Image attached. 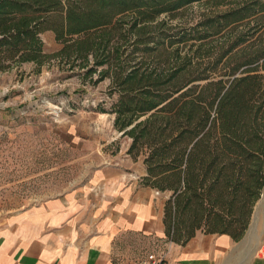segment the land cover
<instances>
[{"label": "trees", "instance_id": "trees-1", "mask_svg": "<svg viewBox=\"0 0 264 264\" xmlns=\"http://www.w3.org/2000/svg\"><path fill=\"white\" fill-rule=\"evenodd\" d=\"M82 1L0 0V71L44 64L51 55L41 34L53 29L72 69L112 76L115 126L132 138L128 153L144 156L142 183L172 193L166 237L185 244L201 230L239 241L264 186V0L238 2L183 29L155 67L128 59L112 38L140 37L157 15L200 0ZM129 10L126 27L119 15Z\"/></svg>", "mask_w": 264, "mask_h": 264}, {"label": "rangeland", "instance_id": "rangeland-1", "mask_svg": "<svg viewBox=\"0 0 264 264\" xmlns=\"http://www.w3.org/2000/svg\"><path fill=\"white\" fill-rule=\"evenodd\" d=\"M245 1H194L146 22L140 37L133 31L125 37L114 36L112 43L125 44L132 61L144 58L151 66H160L170 38ZM134 13L129 10L119 15L126 16L124 26L131 25ZM58 16L51 14L48 24L53 25ZM41 38L45 53L51 55L44 64L26 62L0 71V227L15 213L78 188L100 164L117 158H144L143 154L134 157L128 153L132 138L115 126L113 110L119 92L112 76L101 78L98 72L87 76L85 69H72L68 58L59 53L65 42L57 39L53 29L44 31ZM158 191L166 202L172 194ZM258 204L256 226L245 245L231 253V264H246L250 244L264 242V186L249 224ZM170 243L179 244L151 235L147 252L170 253Z\"/></svg>", "mask_w": 264, "mask_h": 264}, {"label": "crops", "instance_id": "crops-1", "mask_svg": "<svg viewBox=\"0 0 264 264\" xmlns=\"http://www.w3.org/2000/svg\"><path fill=\"white\" fill-rule=\"evenodd\" d=\"M147 175L143 160L113 159L78 188L15 213L0 227V264H137L151 235L166 240V200L142 183ZM243 237L200 232L168 244L169 255L184 264H231ZM247 254L246 264H264V242Z\"/></svg>", "mask_w": 264, "mask_h": 264}, {"label": "built area", "instance_id": "built-area-1", "mask_svg": "<svg viewBox=\"0 0 264 264\" xmlns=\"http://www.w3.org/2000/svg\"><path fill=\"white\" fill-rule=\"evenodd\" d=\"M137 264H184V263L180 260H174V259L172 260L168 250H163L160 252L147 253Z\"/></svg>", "mask_w": 264, "mask_h": 264}, {"label": "water", "instance_id": "water-1", "mask_svg": "<svg viewBox=\"0 0 264 264\" xmlns=\"http://www.w3.org/2000/svg\"><path fill=\"white\" fill-rule=\"evenodd\" d=\"M258 209H259V204L258 206L256 207V210L254 211V214H253V217H252V220L248 226V229L242 239V241H244L249 235L250 233L254 230L255 226H256V220H257V215H258Z\"/></svg>", "mask_w": 264, "mask_h": 264}]
</instances>
